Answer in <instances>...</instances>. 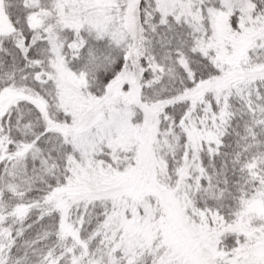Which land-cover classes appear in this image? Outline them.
Listing matches in <instances>:
<instances>
[{"label": "snow or ice", "instance_id": "obj_1", "mask_svg": "<svg viewBox=\"0 0 264 264\" xmlns=\"http://www.w3.org/2000/svg\"><path fill=\"white\" fill-rule=\"evenodd\" d=\"M0 264H264V0H0Z\"/></svg>", "mask_w": 264, "mask_h": 264}]
</instances>
